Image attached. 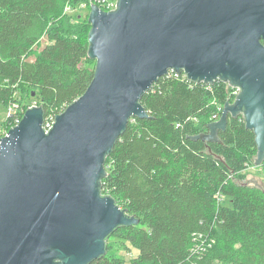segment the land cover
I'll list each match as a JSON object with an SVG mask.
<instances>
[{"label": "water", "instance_id": "1", "mask_svg": "<svg viewBox=\"0 0 264 264\" xmlns=\"http://www.w3.org/2000/svg\"><path fill=\"white\" fill-rule=\"evenodd\" d=\"M87 91L46 133L41 107L28 109L0 143V264H90L106 240L138 220L103 196L105 159L140 103L170 71L239 90L210 133L219 141L229 117L253 130L264 162V0H118L91 6Z\"/></svg>", "mask_w": 264, "mask_h": 264}, {"label": "trees", "instance_id": "2", "mask_svg": "<svg viewBox=\"0 0 264 264\" xmlns=\"http://www.w3.org/2000/svg\"><path fill=\"white\" fill-rule=\"evenodd\" d=\"M84 1L0 0V104L31 94L55 118L87 91L96 69L91 28L83 37L65 12ZM231 92L170 71L145 93L148 116L117 139L99 182L138 223L117 228L90 264H125L108 253L114 236L137 250L132 264H264V185L246 181L258 151L254 131L229 117L219 141L198 138Z\"/></svg>", "mask_w": 264, "mask_h": 264}, {"label": "rangeland", "instance_id": "3", "mask_svg": "<svg viewBox=\"0 0 264 264\" xmlns=\"http://www.w3.org/2000/svg\"><path fill=\"white\" fill-rule=\"evenodd\" d=\"M95 5V0H85L76 7L71 8L66 13L68 16H72L73 22L76 24V29H81L83 37H87L91 28L89 22L91 6ZM96 6V5H95ZM64 24L68 26V21ZM78 25V26H77ZM74 29V27H73ZM75 31V29H74ZM47 42V39L42 41L43 47ZM33 98V99H32ZM35 98L31 94L25 95L21 105L31 104ZM234 101V99H233ZM231 102V100H230ZM8 106L0 104V125H2L7 117ZM220 119V118H219ZM219 119L215 120L218 121ZM254 158L253 165L246 171L247 182L252 185L263 186L264 185V166L263 164L257 165ZM108 253L121 260H124L125 264H132L134 258L137 256V250L127 242H123L120 236H114L108 240Z\"/></svg>", "mask_w": 264, "mask_h": 264}, {"label": "built area", "instance_id": "4", "mask_svg": "<svg viewBox=\"0 0 264 264\" xmlns=\"http://www.w3.org/2000/svg\"><path fill=\"white\" fill-rule=\"evenodd\" d=\"M117 3H118V0H95V5L105 12H110V11L115 10L117 7ZM70 9H71V7L67 6L65 9V12H67ZM217 82H221V81H217ZM228 87L232 89L231 95L234 96L233 99H235V97L239 93V90L236 88H232L229 85H228ZM33 107H39L38 101H34L31 104H26V105L10 104L8 106L7 117L4 121V123L2 125H0V143H1V139L8 136V133L11 129L15 128L16 126H18L20 124V122L22 121L26 111L28 109L33 108ZM221 109L222 108L219 107L218 111H221ZM55 119H56V117L54 118L52 116L50 118H45L43 128H44L46 133H49L52 130L54 123H55ZM213 119L217 120L219 118L217 115H214Z\"/></svg>", "mask_w": 264, "mask_h": 264}]
</instances>
